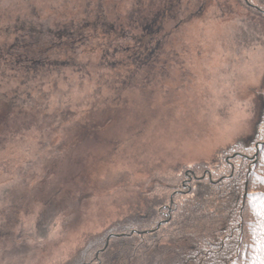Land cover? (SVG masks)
I'll return each mask as SVG.
<instances>
[{"label": "rangeland", "instance_id": "obj_1", "mask_svg": "<svg viewBox=\"0 0 264 264\" xmlns=\"http://www.w3.org/2000/svg\"><path fill=\"white\" fill-rule=\"evenodd\" d=\"M263 93L242 0H0V264L68 259L251 140Z\"/></svg>", "mask_w": 264, "mask_h": 264}, {"label": "trees", "instance_id": "obj_2", "mask_svg": "<svg viewBox=\"0 0 264 264\" xmlns=\"http://www.w3.org/2000/svg\"><path fill=\"white\" fill-rule=\"evenodd\" d=\"M242 2L264 14L261 0ZM262 109L251 140L217 150L193 174L165 177L162 197H141L129 215L90 233L56 264H264Z\"/></svg>", "mask_w": 264, "mask_h": 264}, {"label": "bare ground", "instance_id": "obj_3", "mask_svg": "<svg viewBox=\"0 0 264 264\" xmlns=\"http://www.w3.org/2000/svg\"><path fill=\"white\" fill-rule=\"evenodd\" d=\"M64 50H66V49H64ZM67 51V50H66Z\"/></svg>", "mask_w": 264, "mask_h": 264}]
</instances>
